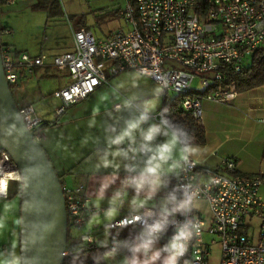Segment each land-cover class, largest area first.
Wrapping results in <instances>:
<instances>
[{
  "label": "built area",
  "instance_id": "1",
  "mask_svg": "<svg viewBox=\"0 0 264 264\" xmlns=\"http://www.w3.org/2000/svg\"><path fill=\"white\" fill-rule=\"evenodd\" d=\"M13 3L4 0L5 5ZM118 14L128 28L103 37H96L85 26L70 25L72 49L53 55L49 64L66 71L69 78L51 94L61 101L56 116L109 77L131 69L157 82L163 96H178L183 112L202 123V100L231 102L238 92L227 73L241 71L247 59L264 46V0H125ZM0 56L8 85L17 83L23 72L47 65L44 55H30L1 42ZM196 77L197 88L193 86ZM18 112L39 142L43 121L33 105H18ZM150 117L161 121L163 109ZM235 172L232 156L220 158L217 168L202 165L192 156L188 163L180 162L176 185L181 198L197 193V199L207 203L209 217L205 219L197 208L188 217L175 214L177 220L192 218L199 225V234L187 242V251L178 260L212 264L210 246L218 243L216 264H264V169L252 177ZM20 179L8 153L0 150V198L8 197L10 181ZM82 191L81 184L72 188L62 185L71 230L84 228L88 217L97 211ZM162 216L163 210L153 207L120 215L107 222L99 234L82 233L77 238L80 245L74 250L66 247L64 254L79 250L94 253L101 238L111 231L145 230ZM169 226L171 239L175 228Z\"/></svg>",
  "mask_w": 264,
  "mask_h": 264
},
{
  "label": "crops",
  "instance_id": "2",
  "mask_svg": "<svg viewBox=\"0 0 264 264\" xmlns=\"http://www.w3.org/2000/svg\"><path fill=\"white\" fill-rule=\"evenodd\" d=\"M36 2L37 0H14L13 4L0 6V27L3 28L0 31L7 35L6 41L1 43L30 55L45 56L47 65L34 67L31 72H23L13 90L17 105L31 103L33 107L34 99L44 94L38 85L39 79L51 78L57 73L49 65L51 57L71 50L73 45L71 37L70 46L66 49L57 48V32L55 28L46 27L47 11L44 20H41L40 16L45 10L35 7ZM114 13L119 15L118 9ZM69 25L85 26L91 31L84 18ZM125 26L128 27L126 22ZM116 29L118 28L94 35L103 37ZM66 74L63 77L65 82L51 90L50 97L55 100L56 105L49 112L48 118L44 114H37L43 121L39 129V143L59 175L61 184L69 188L83 185L82 194L97 208L88 217L84 228L69 232L68 244L80 245L77 238L82 233L91 231L99 234L107 222L120 215L138 212L142 207L159 210L169 207L166 179L176 178L181 161L179 157H174L169 162L173 164L172 168L167 164L162 165L160 184L154 192L148 184L138 191L130 184V180L135 179L139 171H142L146 159L144 153L133 151L139 147V137H136V143L128 138L118 145L111 141L126 130L127 124L139 112L141 102L151 109L150 114L162 108V89H157L155 82L146 75L123 70L98 85L86 97L88 100L85 107L64 110L56 116L55 109L61 101L51 94L69 82ZM174 96L172 93L167 94L169 99ZM202 108L204 141L192 143V157L211 168H217L222 157H235L236 173L248 177L264 169V85L238 92L231 102L202 100ZM45 111L46 109L43 112ZM58 118L59 121L55 122ZM160 122L150 117L149 125ZM166 142L167 138L159 135L150 146L157 147ZM129 168L136 170L130 172ZM21 186V179L10 181L8 197L0 198V264H9L14 258H21L19 231L12 224L13 219L20 214ZM143 231L120 228L102 237L100 246L104 248L105 264H125L132 255L128 251V245L136 241ZM169 240L170 236L167 242L157 241L155 249H162ZM117 247L119 251L113 255L112 250ZM155 264H160V261ZM178 264L186 262L178 260Z\"/></svg>",
  "mask_w": 264,
  "mask_h": 264
},
{
  "label": "water",
  "instance_id": "3",
  "mask_svg": "<svg viewBox=\"0 0 264 264\" xmlns=\"http://www.w3.org/2000/svg\"><path fill=\"white\" fill-rule=\"evenodd\" d=\"M0 150L21 178L19 231L22 264H62L68 226L59 175L42 145L28 131L3 74L0 56Z\"/></svg>",
  "mask_w": 264,
  "mask_h": 264
},
{
  "label": "clouds",
  "instance_id": "4",
  "mask_svg": "<svg viewBox=\"0 0 264 264\" xmlns=\"http://www.w3.org/2000/svg\"><path fill=\"white\" fill-rule=\"evenodd\" d=\"M139 109L136 117L127 124L126 130L111 142L118 145L128 138L136 143V137H139V147L134 148L133 151L144 153L146 159L142 171H139L135 179L130 180V184L138 191L148 184L154 192L160 184L162 165L167 164L172 168L173 164L169 162L173 161L174 157H179L183 163L189 162V156L193 154V137L183 126L172 124L167 118H162L160 124L149 125L151 109L143 102L139 104ZM146 125L148 126L145 127ZM159 135L166 137L167 142L151 147L150 144ZM124 155L126 156L127 153L125 152ZM135 170L129 168L130 172ZM197 195L193 192L184 198H178L176 194H170L168 204L171 206L163 209L162 219L145 229L136 241L128 245V251L132 255L125 264H155L158 260L160 264H178V259L187 251V242L194 234H199V225L192 218L180 221L174 217L177 213L188 217L193 209L198 208L200 204ZM169 217L173 219L169 220ZM169 225L175 228L173 236L162 249L156 250L155 245L160 234ZM117 251H119L118 247L112 250L113 254ZM140 256H143V259H140ZM9 264H22V258L16 257Z\"/></svg>",
  "mask_w": 264,
  "mask_h": 264
},
{
  "label": "rangeland",
  "instance_id": "5",
  "mask_svg": "<svg viewBox=\"0 0 264 264\" xmlns=\"http://www.w3.org/2000/svg\"><path fill=\"white\" fill-rule=\"evenodd\" d=\"M124 7L125 0H50L47 5L40 8L45 10V13L43 12L40 17L41 20H44L47 11L48 22L46 23V27L55 28L58 39V42L56 44L57 48L66 49L68 46H70V39L72 37L69 29V23L74 24L83 18L95 35L103 34L108 30L115 29L116 27H122V29L126 30L128 27L125 26L124 18L122 16L115 15L114 13L115 9L120 10ZM6 38L7 35L3 34V32H0V42L4 43L6 41ZM249 62L250 57L247 59L246 64ZM56 71L57 73L51 78L42 80L39 79L40 84L38 85L40 86V89L43 90L44 94L40 96V98L34 99L33 101L37 114H44L46 115L45 118H48L49 112H51L53 107L56 105L55 100L50 97L51 90L59 84L65 82V78L63 77H65V73L67 72L59 70ZM127 71L132 72L133 70L127 69ZM34 84H36V82H34ZM154 85L157 89L161 88L157 82H155ZM193 86L196 88L198 87L197 77L193 81ZM168 95H171V93H168ZM87 100V98L81 99L68 106L65 111L74 108L81 109L82 107H85L87 105ZM44 109H46L45 112H43ZM57 121H59V118L55 120V122ZM198 201L200 204L198 210L202 214V216L207 219L209 217L208 205L203 200ZM210 252V261L212 264H216L219 261L220 255L219 244L216 243L211 245Z\"/></svg>",
  "mask_w": 264,
  "mask_h": 264
},
{
  "label": "trees",
  "instance_id": "6",
  "mask_svg": "<svg viewBox=\"0 0 264 264\" xmlns=\"http://www.w3.org/2000/svg\"><path fill=\"white\" fill-rule=\"evenodd\" d=\"M49 2L50 0H37L35 7L42 8V6L47 5ZM3 4L4 0H0V5ZM1 29L3 28L0 27V30ZM227 74L230 81L234 82L237 92H243L264 85V46L258 48L253 55H251L250 62L247 63L241 71L235 73L228 72ZM16 86L17 83L9 85L12 93ZM162 109L164 112V118H167L172 124L183 126L188 131L189 135L193 137L192 143H202L204 141L205 131L202 123L198 122L188 113L183 112L180 107V98L178 96L175 95L169 99L167 98V95H164ZM166 181L168 182V196L174 193L178 198H181V192L176 185V178H168ZM20 191L21 189L19 190V194ZM170 206L171 205L169 204V207ZM69 230L70 228L68 227V238ZM170 234L171 227L168 226L166 230L160 234L158 241L167 242ZM78 246L79 243L70 245L67 242V248L71 247L74 250ZM103 253L104 248L102 246H100L94 253H88L85 250L72 251L71 253L64 255L62 264H105Z\"/></svg>",
  "mask_w": 264,
  "mask_h": 264
},
{
  "label": "bare ground",
  "instance_id": "7",
  "mask_svg": "<svg viewBox=\"0 0 264 264\" xmlns=\"http://www.w3.org/2000/svg\"><path fill=\"white\" fill-rule=\"evenodd\" d=\"M14 175H17V173L15 172Z\"/></svg>",
  "mask_w": 264,
  "mask_h": 264
}]
</instances>
